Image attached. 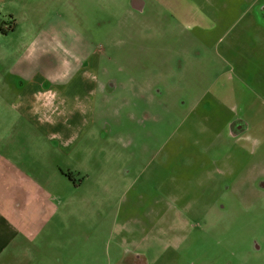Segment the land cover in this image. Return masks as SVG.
Segmentation results:
<instances>
[{"label": "crops", "instance_id": "obj_1", "mask_svg": "<svg viewBox=\"0 0 264 264\" xmlns=\"http://www.w3.org/2000/svg\"><path fill=\"white\" fill-rule=\"evenodd\" d=\"M84 4L3 73L0 256L211 262L214 220L264 218L263 142L234 114L264 79V0Z\"/></svg>", "mask_w": 264, "mask_h": 264}, {"label": "rangeland", "instance_id": "obj_2", "mask_svg": "<svg viewBox=\"0 0 264 264\" xmlns=\"http://www.w3.org/2000/svg\"><path fill=\"white\" fill-rule=\"evenodd\" d=\"M85 7L88 5L84 4V0H0V121L5 115L4 105L13 101V95L1 92L4 86L1 83L4 80L3 73L8 72L25 51L23 46L37 37L45 36L48 27L68 24L78 28L81 26V13ZM11 28L14 29L13 32L10 31ZM258 81L256 80V86L253 82L248 83L253 87V92L250 91L251 94L247 95L246 108L244 111L237 110L234 114H240L245 122L252 125L250 136L259 144L263 142L264 147V79ZM2 134L0 126V137ZM234 151L232 149L230 155ZM240 158L243 163V157ZM258 162L264 168V156ZM213 231L218 235L213 240L214 254L211 253V262L206 256L198 254V264H264V218L257 220L249 210V214L240 218L214 220ZM238 232L244 235L241 236ZM20 247L19 241L11 244L0 256V264H15L17 261L24 263L28 259L32 262L35 255L24 254L27 248L25 244L22 243ZM199 247L204 248L203 245Z\"/></svg>", "mask_w": 264, "mask_h": 264}]
</instances>
